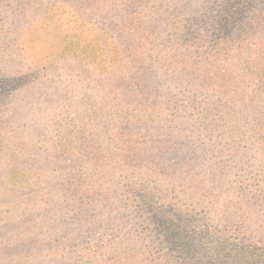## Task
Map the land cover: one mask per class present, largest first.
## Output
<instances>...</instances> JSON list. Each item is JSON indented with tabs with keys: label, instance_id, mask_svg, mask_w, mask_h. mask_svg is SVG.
I'll return each mask as SVG.
<instances>
[{
	"label": "trees",
	"instance_id": "1",
	"mask_svg": "<svg viewBox=\"0 0 264 264\" xmlns=\"http://www.w3.org/2000/svg\"><path fill=\"white\" fill-rule=\"evenodd\" d=\"M12 1L0 79L30 80L0 102V264H264V151L243 147L264 142V0ZM177 136L258 162L214 229Z\"/></svg>",
	"mask_w": 264,
	"mask_h": 264
},
{
	"label": "rangeland",
	"instance_id": "2",
	"mask_svg": "<svg viewBox=\"0 0 264 264\" xmlns=\"http://www.w3.org/2000/svg\"><path fill=\"white\" fill-rule=\"evenodd\" d=\"M11 4H13L12 0H0V21L2 20V17L5 16L6 11L11 12V7H7V5ZM181 67L182 66H180V68ZM15 68V58L7 67L0 63V76L4 78L7 75H10L13 73ZM173 75L177 76L176 73ZM28 80L30 79L27 77H23L18 80L12 79L11 81L7 79H0V94L2 95V100L0 102L5 104L3 107L7 106L9 101L13 100L14 90L21 87L23 83ZM262 85L264 84L255 82L252 89H250V93L255 94L259 92ZM250 98L251 96L249 94L247 102H249ZM237 105L239 107H243L244 102L238 101ZM251 105V103L247 104L248 111H250L248 117L249 124L252 120L251 112L255 111V108L251 107ZM258 132L261 131L253 132L251 130H247L243 147H245L250 155L259 152L262 153L264 151V142L262 141V143H258ZM173 140L177 142V145L182 143L186 149L185 158L182 160L180 165L181 171L184 176L187 177V183H195L202 193H206L208 195L207 201L215 207L214 211L216 212L212 218H209V214L206 213L208 207L203 209L198 208L201 213L204 212L203 215L206 216L208 222L210 221L209 224L212 226H209V228L214 229L219 223L218 219H221L223 214L225 215L231 210H237L242 197L251 190L247 184L256 183L255 175L258 173V162L256 160H252L251 163H246L244 161L240 163H236V161H226L225 163L224 160L222 162L225 164H222L220 163V158L216 157L220 155L222 159H225V153H216L215 156H211L207 145L201 143L200 141L188 140L184 136H177ZM45 151L46 149L43 148L41 153L43 154ZM186 156H189L188 160ZM241 168H243L246 172L241 171ZM56 178L57 176L54 180ZM248 199L251 203L252 215L262 217V219H264V199L252 192H250ZM184 217L186 216L183 215V218ZM213 239L217 240L218 237L214 236ZM227 251L228 257L233 260L235 264L260 260L259 255L254 256L249 253H241L238 249L232 250L229 248Z\"/></svg>",
	"mask_w": 264,
	"mask_h": 264
}]
</instances>
